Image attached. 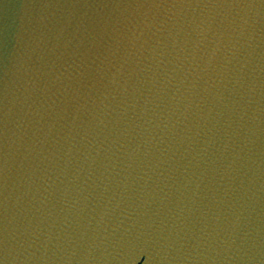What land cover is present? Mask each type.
Segmentation results:
<instances>
[{
	"label": "water",
	"instance_id": "1",
	"mask_svg": "<svg viewBox=\"0 0 264 264\" xmlns=\"http://www.w3.org/2000/svg\"><path fill=\"white\" fill-rule=\"evenodd\" d=\"M264 185V0H0V264H243Z\"/></svg>",
	"mask_w": 264,
	"mask_h": 264
}]
</instances>
